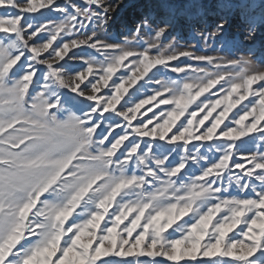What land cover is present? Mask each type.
Listing matches in <instances>:
<instances>
[{"label": "snow or ice", "instance_id": "snow-or-ice-1", "mask_svg": "<svg viewBox=\"0 0 264 264\" xmlns=\"http://www.w3.org/2000/svg\"><path fill=\"white\" fill-rule=\"evenodd\" d=\"M195 2L158 0L159 22L108 42L98 30L122 0H0V264H264V71L252 50L163 44ZM254 3L218 0L249 41L264 25ZM40 9L59 19L34 23ZM228 24L199 35L230 50Z\"/></svg>", "mask_w": 264, "mask_h": 264}, {"label": "rangeland", "instance_id": "rangeland-1", "mask_svg": "<svg viewBox=\"0 0 264 264\" xmlns=\"http://www.w3.org/2000/svg\"><path fill=\"white\" fill-rule=\"evenodd\" d=\"M75 2L77 4H84L85 0H75ZM57 3L63 4V0H57ZM216 3L218 4V0H196L195 6L193 7V11H198L200 15L188 17L187 19L181 18L178 23V26L175 29L170 30L168 35L162 38L163 44L167 45L170 41H172L173 37H176L177 50L187 49L194 51L196 55H207L213 57H219L223 55L229 58H238L242 54L247 55L249 50H252L255 53L254 59L259 61L257 68L261 71H264V25L258 28L257 35L254 40H246L245 36L247 34V23L245 22L244 16H242L241 13L235 7H233L231 10L221 9L216 6ZM233 3L235 4V0H233ZM161 11L162 9L160 4L158 3V0H122V5L115 14L114 22L109 26L107 32H105L103 29H99L98 35L100 36L101 40H105L108 42H122L125 37L131 36V34L135 31L136 26L143 20L146 14L151 13L152 18L156 19L157 22H159V19L161 18L159 14ZM262 12H264V3H262V0H255L251 14L259 16ZM40 13H44V15H41ZM27 15L29 16V19L35 17L34 23H42L48 19H59L57 13L48 12L47 9H40L37 13ZM222 15L227 16V18L229 19V24L226 27V39L232 42L231 49L224 51L220 50L219 40H217L215 43H213L212 41L205 43V41L199 35V33L201 32L206 33L207 31H210L212 26L219 20L220 16ZM145 39H151V37H149L148 34L145 33ZM72 51L78 50L73 49ZM91 51V49H88V52ZM155 54V49H152L150 51V55ZM68 55H71V52H69ZM125 63H127V61ZM171 63L175 65L178 63L197 64L202 62H196L188 59L187 57H180L179 60L172 61ZM68 66L78 68L80 65L78 63L73 64L72 61H69ZM121 71H125V69L122 68ZM154 71L155 69H152L148 73V75H151ZM117 75H119V73H117ZM129 75H131V73H129ZM137 75H139V73H137ZM163 77L176 79L177 75L172 73L171 71H166L162 69L161 72L157 74L156 78ZM90 78L91 77H89V79ZM115 78L116 77L113 76V79ZM146 78L147 77H145V79ZM142 82L143 81H138L137 85H134L132 86V88H129V92H131L133 88H135L139 85V83ZM109 84H111V81H109ZM125 87H128V84H126ZM255 87L256 85H253V88ZM106 90V88H102L101 92H104ZM144 91L145 90H142L141 94ZM147 91L151 92V89H147ZM212 91L215 90L213 89ZM209 94L210 93H205L204 95ZM215 98L217 97L214 96L213 99ZM200 99H203V97H201ZM243 103H247V101H244ZM160 107L163 108L170 106L161 105ZM189 107L191 109L193 105H190ZM223 107L224 105H221V108ZM239 107L240 105H237L236 108H232L229 111L228 118L225 119L224 123H229L230 118L233 116L234 113L237 112ZM220 110L221 109H217V112ZM141 112H143V109L141 110ZM215 114L216 113H214L213 115ZM148 115L150 116L151 113H148ZM201 115H203V113H201ZM137 116L138 118H140V113H137ZM181 119H183V117ZM248 119L251 120V117H249ZM177 123H179V121ZM205 123L208 124L209 122L206 121ZM223 126V124L220 125L221 128ZM117 131H119V129ZM174 131L175 127L172 129V132ZM217 131H219V129ZM172 132H169L168 136H171ZM259 147V142H256L254 144L245 145L241 149V151H248L250 149L251 151L255 152L259 149ZM217 155L218 154L209 153V157L213 160L216 159ZM176 159L178 160L179 157L176 156ZM197 171L198 169L196 168L189 169L190 173H195ZM235 194L236 192L234 190L233 195ZM156 259L165 260V258L162 257H158ZM165 264H174V262L166 261ZM181 264H183V262H181Z\"/></svg>", "mask_w": 264, "mask_h": 264}, {"label": "trees", "instance_id": "trees-1", "mask_svg": "<svg viewBox=\"0 0 264 264\" xmlns=\"http://www.w3.org/2000/svg\"><path fill=\"white\" fill-rule=\"evenodd\" d=\"M216 6H218L219 7V5L216 3ZM220 8V7H219Z\"/></svg>", "mask_w": 264, "mask_h": 264}]
</instances>
